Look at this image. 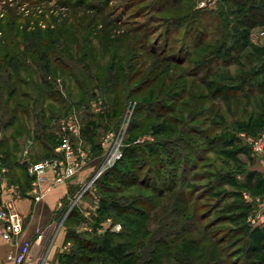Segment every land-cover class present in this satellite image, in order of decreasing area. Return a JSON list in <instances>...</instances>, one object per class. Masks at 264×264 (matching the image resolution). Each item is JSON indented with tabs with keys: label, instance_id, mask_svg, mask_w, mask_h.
<instances>
[{
	"label": "rangeland",
	"instance_id": "374dc122",
	"mask_svg": "<svg viewBox=\"0 0 264 264\" xmlns=\"http://www.w3.org/2000/svg\"><path fill=\"white\" fill-rule=\"evenodd\" d=\"M202 2L207 3L200 6ZM220 4L228 10L233 8L229 0H179L174 4L164 0H0V62L3 63L1 52L7 48V40L17 43L20 51L29 47L39 48L34 59L13 60L18 76L26 82L25 86H17L28 90L26 100L31 99V105L24 115H19L6 129L3 136L6 141L0 146V191L3 189L7 193L17 194L23 191L29 195L27 160L34 161L52 155L61 143L60 126L70 120L78 125V136L71 135V139L80 143L87 154L84 169L90 167L79 189H72L71 194L70 188L68 197L57 206L49 231V243L57 229L64 233L73 231L82 239L98 236L105 229L114 232L121 229L118 219L109 217L110 210L106 209L101 215L97 209L116 201L119 196L129 198L131 189L115 191L113 188L118 187L115 180H102L101 173L92 187L82 194L80 191L94 177L102 163L107 150L105 135L116 134L121 127H125L123 146L131 141H146L147 145L157 144L160 149L172 148L176 153L179 152L181 158L176 160L177 182H183L186 190L193 192V198L199 204L198 214L203 213L202 224L209 226L208 232L221 240V246L236 264H264L263 252L253 255L249 260L242 251L245 233L240 231L239 224L247 225L252 221L247 206L246 176L251 170L255 171L253 176H249L257 183L264 170L260 158L238 135L244 132L252 136H264V94L261 92L264 89V38L258 35L264 27L257 26L249 30L251 44L244 46L238 60L230 65H222L216 55L209 56L210 48L202 50L188 46L195 52L193 59L202 52L204 57L201 58L209 62L212 69L204 83L209 82L211 86L205 89L199 82L205 69L200 70L195 77L185 76L183 79L166 81L164 90H169L163 103L167 106L176 105V113L165 114L164 117L145 114L135 116L134 102L139 101V96L146 97L147 92L144 90L137 94L139 96L135 93L126 96L129 86H134L149 76L148 72H153L154 68L150 69L147 65L148 55L145 52L148 47L161 49V46H166L165 56L178 52L181 47L186 50L190 38L184 35L186 21L179 18L181 13L187 9L204 8L190 19L191 23L197 21L194 25H188L191 28L189 33H193L194 29L198 30L199 23L212 20L213 12L218 10ZM229 12L232 22L227 26L225 48L232 45L244 30L238 13ZM143 32L149 44L146 50L135 44V39ZM217 37L218 33L211 32L205 41L211 42ZM42 49L49 52L48 64L45 63L46 52ZM160 66L159 69L170 76L172 71L185 72L191 68L188 62L182 65L164 62ZM127 72L135 75L131 82L121 80L115 88L118 96L114 103L107 88L109 78L114 73L124 76ZM181 82L186 88L183 93L178 89ZM175 86L178 88L174 89ZM216 86L221 87L223 94L230 86L239 89L236 93V90H231L230 93L236 95L227 101L223 100V94L200 100L195 110L196 118L189 121L188 107L181 104L190 101L193 93H209ZM250 87L254 88L251 94L247 92ZM51 93L53 97H44ZM244 93H247L245 97L242 96ZM38 94L43 96L39 99ZM170 98L179 100L176 99L177 103H174ZM66 100L69 107L67 103L64 104ZM211 104H215L211 113H199L203 107ZM40 108L45 113L43 121L39 118ZM217 108L220 109L218 117L214 114ZM167 116L177 117L178 121L195 128L194 132L182 136L189 147L174 145L178 127L172 133L157 127ZM133 117L140 122L138 126L132 124L131 127L132 120H135ZM10 134H14V137L9 138ZM159 142L163 144L160 146ZM181 168H184V173H181ZM146 169L143 167L138 173L142 175ZM104 184L111 189L105 190ZM137 188L135 186L132 189ZM250 191L260 198L264 195V188ZM145 193L149 194L150 191ZM71 209L78 215L68 219L66 216ZM103 216L106 218L95 222ZM114 224L120 225L119 230H111ZM63 244L70 251L75 247L76 239L65 238ZM122 264L135 262L130 258Z\"/></svg>",
	"mask_w": 264,
	"mask_h": 264
},
{
	"label": "trees",
	"instance_id": "16d2710c",
	"mask_svg": "<svg viewBox=\"0 0 264 264\" xmlns=\"http://www.w3.org/2000/svg\"><path fill=\"white\" fill-rule=\"evenodd\" d=\"M164 1H172L173 4L179 2V0ZM219 1L223 2L224 0ZM229 2L233 5L232 10H228L223 4H220L218 10L213 12L212 20L209 22L204 20L199 23L198 30L194 29L193 33H189L191 29L188 26L191 23L190 19L196 16L199 11L204 10V8L187 9L181 13L179 18L181 17L180 19L186 21L184 35L190 38L189 42H187L186 50H182L181 47L178 52L168 53V56H165L166 46H161V49L152 46L149 49V44L145 40L147 37L145 32L135 39V44H139L142 49L146 50L148 47L147 52H145L148 55V58H146L147 65L150 69H154L153 72H148L149 76L126 89V96L128 97L134 93L137 95L144 90L147 92L144 98L137 95L139 96V101L134 102L133 115L140 116L145 114L146 116L164 117L165 114L177 112L176 105L170 104V106H167V104L163 103L168 97L167 91L169 90H164L166 81L171 82L173 79H183L185 76L195 77L200 70L205 69L204 76L199 82L205 89L211 86L209 82L204 83L205 77L208 76L212 69L209 66V62L201 58L204 57L202 52L201 55H196V59H193L192 56H195V52L188 46L192 45L195 49L203 48L202 50L210 48L209 56L216 55L222 65H230L238 60L241 49L251 44L249 30L257 26L264 27V0H229ZM229 11L238 13L239 22L244 30L242 34H238V38L234 40L232 45L225 48L224 41L227 34V26L232 22L229 18L231 14ZM196 22L193 20L191 25L196 24ZM211 32L218 33V37L214 41L206 42L205 39ZM5 44L7 48L1 52L3 63L0 62V135L2 137L0 138V146H3L6 141V137H3L6 129L15 122L19 115H24L31 105L29 102L31 99L26 100L28 90L17 86L18 84L25 86L26 82L18 76V72L13 67V60L34 59L36 57L34 55L39 51V48L31 49L30 47L20 51L17 43H14L13 40H7ZM42 50L46 52L45 63L48 64L49 57L47 56L49 52L45 49ZM143 57H146L145 54H143ZM164 62H171L174 65H182L188 62L191 64V68L185 71L187 74L183 71L178 73L172 71L173 74L170 76L162 69H159ZM134 75L127 72L124 76H120L118 73L110 76L107 88L112 95L114 103L117 102L118 96L115 88L120 85L122 79L125 82H131ZM181 83L179 88L175 86L174 89L178 88L183 93L186 88L184 83ZM220 86H216L209 93H193L190 101L181 104L188 107L187 118L189 121L196 118L197 112L195 110L198 108L200 100L223 94ZM238 89V87L231 88V86L226 88L222 95L223 100L227 101L236 95L234 92H238ZM231 90L236 91H232L233 93L231 94ZM37 91L39 92V88H37ZM253 91L254 88L250 87L247 92L251 94ZM261 92L264 94V89ZM246 95L247 93L242 94L243 97ZM41 96L43 95L38 94L37 98L40 99ZM45 96L53 97L52 93ZM176 99L173 98L171 101L177 103ZM64 104L67 107L70 105L67 100ZM214 107L215 104L203 107L199 113H211ZM39 114L40 120L43 121L45 113L42 108H40ZM214 114L217 117L220 116V109L217 108ZM37 115L38 112H36ZM133 118L135 119V117ZM178 120L177 117L167 116L163 118L157 127L171 133L178 127V134L174 135L173 139L174 145L189 147L187 140L182 136H186L189 132H194L195 128L188 127ZM176 122L179 125H176ZM139 123L136 119L132 120L131 127L132 124L133 126H138ZM14 132L17 133V130ZM8 137L12 138L14 134H10ZM145 142L131 141L123 146L121 159L100 176L102 180L106 178L115 180L118 185V187L113 188L115 191L122 192L131 189L129 198L123 197V195L119 196L116 201H111L106 206H101L97 209V211H101V215L104 214L106 209L110 210L109 217L117 218V221L122 225L121 229L118 232L105 229L98 236H93V238L84 237L83 239L78 238L79 236H76L73 231H66L65 237L76 239V245L75 247L73 246L74 249L72 248L65 255V263L95 264L98 261L97 264H122L131 258L135 264H236L235 260L231 259L230 254L221 246V240L217 239L213 233L208 232L209 226L207 224H202L204 215L203 213L198 214L199 204L193 198V192L186 190L183 182H177L178 169L176 160L181 158V154L179 152L176 153L172 148L166 149L162 147L160 149L157 144L147 145ZM163 143L165 142L163 141ZM163 143L159 142V145L161 146ZM167 143L170 142L167 141ZM143 167H147V169L140 175L138 171H141ZM182 172L184 173V168H181ZM254 172L251 170L246 176V186L252 191L256 188H262L263 186H260V183L264 182L263 177L257 183L254 182L249 176H253L256 173ZM135 186L138 187L137 190L132 189ZM109 188L108 185L104 184L105 190ZM72 189L78 190L79 188L78 186L71 187V194ZM147 190L150 191L149 194L145 193ZM119 200L123 201L119 202ZM247 206L250 208L249 204ZM74 213H76L75 210L71 209L66 217L68 219L73 216L76 217L78 214ZM105 216L97 218L95 222H100L106 218ZM239 225L241 227L239 228L240 231L243 234L245 233L242 237L244 238L242 251L250 260L253 255L261 252L259 251L260 244L253 242V229L245 223Z\"/></svg>",
	"mask_w": 264,
	"mask_h": 264
},
{
	"label": "built area",
	"instance_id": "2783aa9c",
	"mask_svg": "<svg viewBox=\"0 0 264 264\" xmlns=\"http://www.w3.org/2000/svg\"><path fill=\"white\" fill-rule=\"evenodd\" d=\"M206 3L202 2L200 6H205ZM258 35L264 38V30H260ZM124 129L125 127H121L116 134L107 133L105 135L104 143L107 145V150L102 163L94 177L83 185L80 191L81 194L93 186L94 180L101 173L121 159ZM60 132L61 143L55 148V152L52 155L34 161L27 160L28 193L35 202L42 200L52 189L69 183L86 165L87 154L80 143L71 139V135L78 136L77 123L74 120H70L62 124ZM238 135L250 147L251 151L260 158L264 170V136H252L244 132H240ZM22 228L23 220L21 215L0 196V239L6 243H12L20 235ZM119 228V224H114L111 230H119ZM46 235L47 231L44 229L37 234L34 240H22L16 251L7 253L6 259L11 264H27L33 255L32 248L34 246L41 247ZM38 256L41 255L38 254Z\"/></svg>",
	"mask_w": 264,
	"mask_h": 264
},
{
	"label": "crops",
	"instance_id": "0c3cea01",
	"mask_svg": "<svg viewBox=\"0 0 264 264\" xmlns=\"http://www.w3.org/2000/svg\"><path fill=\"white\" fill-rule=\"evenodd\" d=\"M89 172L90 167L85 168L69 183L52 189L42 200L37 202L33 201L32 198L23 191L17 194L7 193L6 190L1 189V198L9 203L11 207L21 215L23 228L20 235L17 236L12 243H6L0 239V264H11V262L6 259L7 253L16 251L22 240H34L37 234L44 229H46L47 235L44 238L43 244L41 247L34 246L32 248L33 255L27 264H67L64 259L69 250H67V246L63 244L66 238L65 233L59 232V229H57L52 234V238H50L51 242L49 243V231L51 230L53 216L59 203L68 197V192L71 187L78 186L79 188L81 186L83 179ZM260 175L261 178L263 177L264 179V174ZM260 186L264 188V182L260 183ZM246 193L253 221H251L252 225L249 223L247 226L253 229V242L258 245L260 244L259 251L264 253V195L260 198L259 196H255L256 194L254 192L251 193L249 189ZM56 241L59 243L56 244ZM38 254L41 256H38Z\"/></svg>",
	"mask_w": 264,
	"mask_h": 264
}]
</instances>
